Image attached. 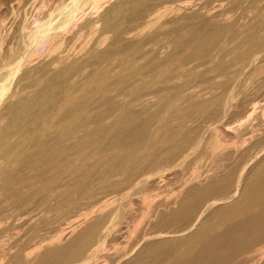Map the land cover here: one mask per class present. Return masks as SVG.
Instances as JSON below:
<instances>
[{
    "label": "bare ground",
    "instance_id": "1",
    "mask_svg": "<svg viewBox=\"0 0 264 264\" xmlns=\"http://www.w3.org/2000/svg\"><path fill=\"white\" fill-rule=\"evenodd\" d=\"M4 2L0 107L11 93L0 113V224L23 217L28 243L41 225L58 231L6 264H264V0H215L198 20L162 22L151 33L144 22L141 29L121 24L145 9L154 22L160 5H118L106 22L117 34L110 50H99L104 37L85 61L65 64L64 94L51 100L44 97L59 81L28 98L15 77L39 53L55 66L70 59L67 46L81 44L84 32L94 36L98 21L81 22L102 0H57L45 12L42 0L1 9ZM123 37L136 39L124 48ZM75 73L85 76L72 79ZM25 76L39 84L38 75ZM240 103L232 131L225 118ZM222 128L235 132L226 143ZM191 155L192 164L212 156L214 170L170 190ZM118 239L122 249L108 246Z\"/></svg>",
    "mask_w": 264,
    "mask_h": 264
},
{
    "label": "rangeland",
    "instance_id": "2",
    "mask_svg": "<svg viewBox=\"0 0 264 264\" xmlns=\"http://www.w3.org/2000/svg\"><path fill=\"white\" fill-rule=\"evenodd\" d=\"M5 1H7V0H5ZM11 1V0H10ZM10 1H7L8 3H6V2H4V0H3V4L5 5V6H2V8L1 9H5L6 8V6L8 7H10L11 9H12V7H11V3L12 2H10ZM58 1H60V0H58ZM131 0H102V2H98V4L96 5V7H95V10H93V12H91V14L92 15H90V16H88V17H86L85 18V20H83L81 23H84L83 25H85L86 24V22H90L91 20H97L98 21V23H97V28H96V31H94V36H93V34L92 33H90L87 29H86V31H88L89 33V35H91L93 38H96L95 40H92L93 38L90 36V38H92V39H90L89 38V35L87 34V33H85L84 32V34H86V37H85V35L83 36L84 37V39L82 38V41H81V44H73L72 46L70 45V46H67L68 48V50H70V51H68L67 49V52L70 54V59H67V60H65V61H63V62H60V63H58V64H56V66H55V64L53 63V64H51V62H52V60L51 59H53L51 56H46V54H44L43 53V51L41 50V52L43 53V54H38V58L36 59V60H34L29 66H32V67H29V66H23L22 67V69L18 72V74H17V76L15 77V80H18V79H21V81H22V84L24 85V86H27L26 87V90H25V94H27L28 95V98L30 97V95H31V97L34 95H36L47 83H49V82H52V81H59V87H57L54 91H52L53 93L51 94V93H49L48 95H46V97H44V99H48V100H51V99H56V98H59V97H61V96H63V86H61L60 85V81H62L61 83H65V80H63V78H60L59 76L61 75V73H62V71H60V69H64V65L65 64H71V63H76L77 62V60L78 61H80V62H83V61H85L88 57H89V55H90V52H94L95 50H97V49H95V43L98 41V39H103L104 37L106 38V41L103 43L104 45L102 46H99V50H104V51H109L110 50V48L112 47L111 46V43H112V41H114L115 40V38H117L116 37V35L117 34H115L116 32L115 31H113V30H111L110 29V25H108L109 23H106V22H113V20H110L111 19V17H109V16H111V13L113 12V11H111V10H114V8L117 6L118 7V5H121V4H126V2H127V4L130 2ZM147 2H148V4H149V2L151 3V5H150V8H152L153 6H154V8L153 9H158V5H160L161 6V10H163L164 9V11L162 12V14H163V16H162V14H160L159 16H157V17H160V18H157L156 17V19H154V18H152V20L154 19V20H156V21H151V19L149 20V17L148 16H146V15H148V10L147 9H145V11L147 12V13H145L144 14V12H143V15L141 14L140 16H137V17H135V16H127L124 20H123V25L121 24V30H128V29H132V28H134V26H135V28H137V27H139L138 29H141V26L143 25V23H141V22H144V24L145 25H150V27L147 25V26H145V25H143L142 26V29H144V30H146L145 32H147L148 31V29H149V33H151V32H154V31H156V29L159 27V29H160V26L161 25H163V24H165V23H167V24H169V26H172V25H170V24H175L176 23V21H178V22H180L179 21V19L181 20V21H183V23L185 22V20L186 21H189V20H191V21H194V20H198L200 17H202L204 14H201V13H204L203 11H204V9L205 8H209L210 6H211V4H213V2L215 1H212V0H198V2H197V0H186V2H185V0H180V1H182V2H180L179 0H178V2H177V0H165V3L164 2H162L163 0H161V2H160V0H146ZM159 1V2H158ZM174 1V2H173ZM187 1H188V3H187ZM196 1V2H195ZM211 1H212V3H211ZM51 2L53 3V4H51ZM156 2V4L154 5V3ZM166 2H169L170 3V6L172 5V8L169 6V3H166ZM173 2V3H172ZM210 4H209V3ZM29 3V2H28ZM43 3V4H42ZM55 3H57V0L55 1V0H51V1H49V3L48 2H46V0L44 1V0H42V2H41V4L43 5V9H42V12H45L44 11V9H45V7H46V9L45 10H47L48 8L50 9V7H51V5H52V7H54V5H55ZM59 3V2H58ZM108 3H109V5H108ZM158 3V4H157ZM162 3H164V4H167L166 6L164 5V4H162ZM177 3V4H176ZM180 3V4H179ZM194 3V4H193ZM203 3V4H202ZM2 4V5H3ZM10 4V5H9ZM41 4H40V6H41ZM46 4H47V6H46ZM51 4V5H50ZM126 4V5H127ZM175 4V5H174ZM184 4H187V5H184ZM196 4H197V6L199 7H197L196 6ZM201 4L203 5L202 7H201ZM207 4V5H206ZM26 5H28L29 6V4H26ZM26 5H24V6H22L23 8H25V6ZM49 5V6H48ZM115 5V6H114ZM163 5V6H162ZM183 5V6H182ZM189 5V6H188ZM194 7H193V6ZM205 5L206 6H209V7H205ZM27 6V7H28ZM157 8H156V7ZM174 6V7H173ZM177 6H179V8L177 7ZM185 6H188V8L187 9H189V10H187V9H184V8H186ZM21 7V9H19L20 11H18V13H19V15L21 16L22 15V13H23V8ZM48 7V8H47ZM148 7V6H147ZM169 9H168V8ZM182 9H181V8ZM203 7H204V9H203ZM42 8V7H41ZM110 8V9H109ZM170 8H171V10H170ZM175 8V9H174ZM176 8H178V9H176ZM192 8L194 9V10H196V11H194L193 12V10H192ZM201 8V9H200ZM48 9V10H49ZM152 9V10H153ZM165 9H168L167 11H168V13H167V11L165 10ZM198 9H200L201 11L199 12V10ZM166 11V12H165ZM20 12H22V13H20ZM40 12H41V9H40ZM167 13V16L165 15V13ZM181 13V15H180V13ZM200 13V15L199 14H196V13ZM188 13H190V14H188ZM196 14V15H194V14ZM188 16H187V15ZM165 15V16H164ZM179 15V16H178ZM186 15V17L185 18H183L184 16ZM189 15L191 16V15H193V16H191V17H189ZM20 16H18L17 17V19L20 17ZM142 16H144V17H142ZM146 16V17H145ZM169 16V17H168ZM180 16H182V19L181 18H179ZM195 16H197L198 17V19H197V17L195 18ZM108 17V18H107ZM189 19H188V18ZM193 17V18H192ZM98 18V19H97ZM115 18V17H114ZM129 18V19H128ZM145 18H147L146 20L148 21L149 20V22L150 23H148L146 20H145ZM176 18H178L177 20H174V19H176ZM195 18V19H194ZM90 21H89V20ZM103 19H105V20H103ZM140 19V20H139ZM158 19V20H157ZM160 19H161V21H160ZM100 20V21H99ZM168 20H170V23L169 22H167ZM171 20H173V21H171ZM138 21V22H137ZM163 22V24H161L160 26L158 25V24H160V23H162ZM173 22V23H172ZM103 23V24H102ZM139 23V24H138ZM152 23V24H151ZM102 24V25H101ZM142 24V25H141ZM154 24H155V26H154ZM158 26H157V25ZM173 24V25H174ZM137 25V26H136ZM124 26L126 27V28H124ZM154 26V27H153ZM128 27H130V28H128ZM152 27V28H151ZM102 28V29H101ZM148 28V29H147ZM154 28V29H153ZM105 29V30H104ZM110 29V30H109ZM151 30V31H150ZM152 30H154V31H152ZM158 30V29H157ZM85 31V30H84ZM98 31V32H97ZM101 33V34H100ZM113 33V34H112ZM148 33V32H147ZM67 37H69V35H67ZM87 37H88V39H90V40H88L87 39ZM98 37V38H97ZM86 38V39H85ZM110 38V39H109ZM134 39V40H133ZM135 39L136 38H133V37H123V38H121L120 39V41L118 42V44L120 45V46H122V47H124V48H126V46H130L131 45V43L132 42H134L135 41ZM89 42H88V41ZM92 40V41H91ZM88 43H90V44H88ZM94 41V42H93ZM78 43H80V42H78ZM86 43V44H85ZM129 43V44H128ZM93 45V46H92ZM93 47V48H92ZM74 48H75V50H74ZM78 48V49H77ZM82 48V49H81ZM109 48V49H108ZM72 50V51H71ZM82 50V51H81ZM73 53H74V55H73ZM75 53H77L76 55H78L79 53L81 54H79L78 55V57H76V55H75ZM72 54V55H71ZM84 55V56H83ZM76 57V58H75ZM79 58H80V60H79ZM67 61V62H66ZM65 62V63H64ZM96 62V61H95ZM91 63L88 67L90 68H88V67H86L85 68V73H86V75L90 72V71H92V70H94V69H96L95 67H98V63ZM34 64V65H33ZM47 65V66H46ZM53 65V66H52ZM38 66V67H37ZM59 66V67H58ZM27 68H29V69H27ZM31 68V69H30ZM25 69H27V70H29V71H27V72H25L24 70ZM32 69H34V70H32ZM36 70V71H35ZM32 73H31V72ZM36 73H35V72ZM29 72V73H28ZM49 72V73H48ZM58 72H59V74H58ZM26 73V74H25ZM31 75V76H35V75H38V76H36V78L37 77H39L40 78V81H39V84L38 83H35V85H33L32 83H29L28 84V82H30L29 81V79H28V77H26L25 75ZM47 74V75H46ZM76 74V73H75ZM23 75V78L21 77ZM52 75V76H51ZM79 74H76V75H72L71 76V78L73 79V78H75V76H77L76 77V79L75 80H77V79H80L81 77L83 78L84 76H85V74L84 75H79ZM19 77H21V78H19ZM48 77H49V79H48ZM17 78V79H16ZM27 78L28 79V81H26L25 79ZM22 79H24V81L22 80ZM15 80H14V82H15ZM27 83V84H26ZM64 83H63V85H64ZM41 84V85H40ZM43 86V87H42ZM31 87V88H30ZM62 87V88H61ZM61 88V89H60ZM11 90V89H10ZM9 90V91H10ZM8 91V93L7 94H5V95H7L8 97H9V93H11V92H9ZM31 91V92H30ZM61 91H62V93H61ZM59 92V93H58ZM6 96V100H5V98H3V104L1 105V107H0V113L2 112V107H3V105H5V103L7 102V99H8V97ZM52 96H53V98H52ZM5 97V96H4ZM27 96H25V98H26ZM51 98V99H50ZM240 98H241V95H239V96H237L234 100V102H239L240 101ZM250 99H251V97H249ZM27 99V98H26ZM41 99V100H40ZM40 99H38L39 100V102H40V104H42V102L41 101H43L42 99L43 98H40ZM46 101V100H45ZM45 101H43V102H45ZM247 101L248 102H251L249 99H247ZM246 100H245V103H248ZM257 101V100H256ZM40 104H39V106H40ZM241 104V103H240ZM241 105H243V106H241V107H239V108H237V109H232V111H233V113H230V115H228L227 116V118H225L226 119V121L225 122H228L227 123V126H231V127H233L238 121L237 120H235V118L237 119V118H239V117H241L242 116V110H243V108H244V103H242ZM41 107V106H40ZM38 108L37 107V112H39V110L41 109V108ZM238 116V117H237ZM234 121V122H233ZM231 122V123H230ZM233 125V126H232ZM223 129V128H222ZM231 130L232 131H235V129H234V127L233 128H231ZM219 131H220V138H222L223 139V141L226 143L227 142V140H229L228 138H229V136L230 135H228V134H232L233 132H231L230 131V133H227L224 129L223 130H221V129H219ZM223 131V132H222ZM226 132V133H225ZM212 132L211 131H206L205 133H204V135L206 136V137H210V135L209 134H211ZM221 133H222V135H221ZM223 133H225V135L223 134ZM226 134H227V136H226ZM234 135H235V132L233 133ZM226 138V139H225ZM221 139V140H222ZM236 139V138H235ZM200 149V148H199ZM193 155V154H192ZM191 155V156H192ZM196 154H194V156H195ZM191 156H189L187 159H186V161H185V163L184 164H182V165H180V166H182V168L180 167V170L182 171H179V173H181V177L179 178H177L176 180H175V184H171V185H169L168 186V188L171 190H173L174 192H175V190L177 191L178 189H180L181 187L180 186H183V185H185V181H189L191 178H193V177H195L198 173L200 174L201 172L202 173H205V174H202L201 173V177H204L205 175H206V172L207 173H211L212 172V170H210V169H212L213 168V170H214V167H215V162H214V160H213V158H212V156L210 157V156H206V159L205 158H203L202 160H200L198 163H193L192 164V162H194V160H193V156L191 157ZM206 160V161H205ZM209 160H211V161H209ZM205 163V166L203 165L204 163ZM200 163V164H199ZM189 164V165H188ZM253 164V163H252ZM252 164L250 165V166H252ZM196 165H198V168L201 170V171H199V169L197 170V169H195V168H197V166ZM189 166H191V167H189ZM187 167V168H186ZM185 168V169H184ZM184 169V170H183ZM191 169V170H190ZM208 169V170H207ZM195 170V171H194ZM209 171V172H208ZM211 171V172H210ZM196 172V173H195ZM185 174V175H184ZM196 174V175H195ZM183 175H184V177H183ZM187 175V176H186ZM191 176V177H190ZM193 176V177H192ZM187 178V179H186ZM178 179H179V181H178ZM182 180H183V182H182ZM180 182L182 183V185L180 184ZM185 182V183H184ZM178 184H180V185H178ZM179 187V188H178ZM177 188V189H176ZM169 189L168 190H166V191H169ZM138 196V197H137ZM136 197V203L134 204V208H135V210L136 209H139L140 208V206H141V202H140V197H139V195H136L135 196ZM23 217H19V215L17 214L15 217H13V219L10 221V220H8L7 222H1L2 224H0V264H6L10 259H11V255L14 253V252H16L17 250H19L20 248H22V250L25 252V253H28V251L29 252H31L36 246H38L39 244H41V245H39V246H42V245H44V244H46L48 241H50V240H52L57 234H58V231H53V230H45L46 228H44L42 225L41 226H39L37 229H36V235L32 238V240L31 241H34V242H27L29 239H30V235H32L31 234V232H30V230H29V224H25L24 223V219H22ZM17 222H16V221ZM20 221V222H19ZM10 222V223H9ZM15 224H14V223ZM22 223V224H21ZM24 223V224H23ZM14 224V225H13ZM23 225V226H22ZM10 227V228H9ZM20 227V228H19ZM24 227V228H23ZM25 228H27V229H25ZM26 231H28V233L29 234H27V232ZM17 232V233H16ZM25 232H26V234H25ZM19 233V234H18ZM42 236V237H41ZM54 236V237H53ZM46 237V238H45ZM37 239V240H36ZM50 239V240H49ZM5 240V241H4ZM7 240H9V241H7ZM43 240V241H42ZM2 241H4V242H2ZM120 242H122V239H118V240H113V241H109V245L108 246H110V247H112V249H113V244H114V248L115 247H117V248H120V249H122V247H124L125 245H126V243L123 241L121 244H120ZM4 243V244H3ZM9 243V244H8ZM39 243V244H38ZM119 243V244H118ZM124 243V244H123ZM8 244V245H7ZM38 244V245H37ZM117 244H118V246H117ZM124 246H123V245ZM33 246V249L31 248L32 246ZM121 245V246H120ZM2 247H3V249H2ZM12 247V248H11ZM11 248V249H10ZM17 248V249H16ZM13 249H15L14 251H13ZM6 250H8V251H6ZM12 251V253H11V251ZM8 252H10V253H8ZM1 257H2V259H1ZM7 257H8V259H7Z\"/></svg>",
    "mask_w": 264,
    "mask_h": 264
}]
</instances>
